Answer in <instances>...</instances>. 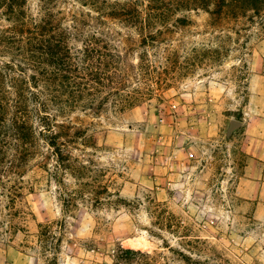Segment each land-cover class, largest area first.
I'll return each instance as SVG.
<instances>
[{"label": "rangeland", "instance_id": "obj_1", "mask_svg": "<svg viewBox=\"0 0 264 264\" xmlns=\"http://www.w3.org/2000/svg\"><path fill=\"white\" fill-rule=\"evenodd\" d=\"M100 1L107 2L102 9L84 0L45 6L67 16L71 45L117 60L91 97L49 102L54 130L79 136L60 165L37 121L38 154L27 161L21 153L27 88L45 92L44 83L30 81L36 72L25 52L26 21L39 20L43 4H0V158L15 165L0 168V264H50L55 256L58 264H115L120 247L155 252L165 264H264V217L241 195L258 189L248 180L264 170L248 149L258 137L248 124L264 119V15L217 24L204 10L181 9L157 20L143 42L149 34L109 14L112 4L125 2L145 18L147 0ZM71 14L84 19L78 31ZM123 81L124 97L136 91L141 101L120 111L121 97L113 96L99 109ZM232 121L241 126L229 134ZM65 198L75 205L67 207ZM43 226L55 237L47 249Z\"/></svg>", "mask_w": 264, "mask_h": 264}, {"label": "trees", "instance_id": "obj_2", "mask_svg": "<svg viewBox=\"0 0 264 264\" xmlns=\"http://www.w3.org/2000/svg\"><path fill=\"white\" fill-rule=\"evenodd\" d=\"M6 0H0V4H3ZM50 2L53 0H49ZM56 1V0H55ZM86 5L92 8L102 9V6L106 5V1L100 0H84ZM149 2L147 7L146 17H142V13L138 12L136 7L129 5L128 3L116 2L111 5L112 10L111 17L119 18L124 21H130L135 24L141 34L147 33L149 35L145 36L143 42H148L152 34L151 29L156 25L157 20L166 21L173 18L177 11L183 10H204L209 14L211 20L217 24H221L227 21L239 20L240 18L246 17L248 13L253 14V16L264 15V0H147ZM12 2V1H11ZM42 11L45 13L39 20L35 18H29L26 21V34L28 36L26 40V61L27 64L33 67V71L36 74L32 75L29 79L34 84L40 82L45 85V92L35 90L32 88H27V98L28 105L25 108V122L21 126L22 135L21 140L23 142L24 148L22 149V158L27 161L32 159L38 154L37 147V128L34 121L41 124L40 134L42 140L46 143L49 148L52 149L51 155L57 157V163L67 161L68 156H64L67 146L73 142V138L77 136L70 135L66 133L63 137L60 132H56L54 129L58 126L55 125L57 122L53 116L45 111L48 109L49 102L51 101H61L66 95L69 98H78V101L83 100L85 93L91 97L90 91L99 92L97 89V84H101V80L107 77L106 71L111 68V65L116 64V58L109 52H102L96 47H91L86 45L84 48H78L69 43V27H66L64 21H67V16L62 10L58 11L56 16L48 13L47 0H41ZM10 8V7H9ZM12 11V10H11ZM82 16V15H81ZM89 16V15H88ZM71 21L75 26L72 28L78 31L79 28L84 24L83 18H78L74 14H71ZM186 18H178L175 22L186 26ZM168 26L166 25V28ZM2 34V32H1ZM73 36V34H72ZM105 51L108 50L109 46L103 47ZM105 58V59H104ZM91 61V62H90ZM135 69V66H132ZM127 72L122 75L123 78ZM88 77H92L91 84ZM105 89L108 86L103 85ZM34 88L37 89V86ZM129 86L126 82L115 84L111 86V90L101 98L98 103V108H102L107 101L115 96L121 97L120 101V111L125 109L133 108L138 102L141 101L142 93L134 91L133 95H127L124 97V91L128 89ZM160 88H157V92ZM151 91V90H150ZM93 94V93H92ZM135 94H139L136 95ZM46 96L48 98H46ZM65 103H69V100H65ZM29 103L35 105V107L30 108ZM92 109V107H90ZM61 124L60 127H64ZM42 134V135H41ZM79 137V136H77ZM62 138L65 141H62ZM8 159L7 155H3L0 158V168L6 169L7 166L2 165L5 160ZM14 162L10 161V166H8L6 172L12 171L14 168ZM12 168V169H11ZM9 169V170H8ZM0 188H5L0 180ZM67 207L75 205L73 204V199L64 200ZM9 209L6 206V211ZM41 242L43 245L50 243L54 244L55 237L51 234V229L48 226L41 227ZM52 239V240H50ZM199 243V241H195ZM49 245V248L54 252L57 251V247ZM189 246H195L192 242L188 243ZM47 249V248H46ZM173 254L178 253L183 261H187L185 254L182 252H174L171 248ZM160 256V255H159ZM158 255L149 252H142L141 250H135L132 248L120 247L118 253L115 256V264H165L159 263L157 261ZM165 262L168 260L166 257H162ZM57 257L55 256L50 260V264H58ZM172 259V258H170ZM199 264L198 262H195ZM167 264V263H166Z\"/></svg>", "mask_w": 264, "mask_h": 264}, {"label": "crops", "instance_id": "obj_3", "mask_svg": "<svg viewBox=\"0 0 264 264\" xmlns=\"http://www.w3.org/2000/svg\"><path fill=\"white\" fill-rule=\"evenodd\" d=\"M250 124H248L251 128H254V135H257L255 139L249 141L251 146L248 147L249 153L252 154L253 158L261 163L264 162V119L253 117L251 119ZM253 185L257 184V190H247L242 189L241 195L242 197L248 201H256L257 207L255 211L256 217H264V170L261 173L260 178H256V180H248Z\"/></svg>", "mask_w": 264, "mask_h": 264}, {"label": "water", "instance_id": "obj_4", "mask_svg": "<svg viewBox=\"0 0 264 264\" xmlns=\"http://www.w3.org/2000/svg\"><path fill=\"white\" fill-rule=\"evenodd\" d=\"M240 126L241 123L239 121H232L228 130L229 134H232Z\"/></svg>", "mask_w": 264, "mask_h": 264}]
</instances>
